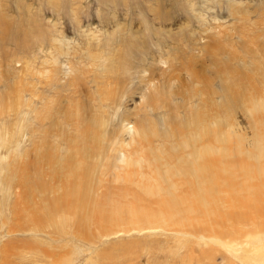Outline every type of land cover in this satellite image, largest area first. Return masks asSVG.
Returning a JSON list of instances; mask_svg holds the SVG:
<instances>
[{
	"label": "bare ground",
	"instance_id": "6f19581e",
	"mask_svg": "<svg viewBox=\"0 0 264 264\" xmlns=\"http://www.w3.org/2000/svg\"><path fill=\"white\" fill-rule=\"evenodd\" d=\"M189 7L193 12L194 4ZM229 7L231 15L236 16L241 24L248 18V8L243 0H229ZM214 18L219 21L217 17ZM226 28L220 23L215 33L220 38L213 39L214 42L205 45V49L199 53H209L214 62L223 58L221 47L229 45H225L226 42L233 43L232 40H224L230 34ZM241 31V44L244 37L253 38L249 37L251 31L240 30L239 33ZM261 37L258 36V44L255 43L258 39H251V44L260 50L263 48V64L259 67L249 64L247 68L253 67L250 71L253 76L245 74L241 77L253 79L251 90L248 91L251 96L242 100L240 96L244 89L240 82L234 83L230 75L219 76L217 86H214L218 75L235 69L232 65L236 60L244 68L248 65L246 56L232 49H229L227 58L229 63L217 65L212 75L192 67L193 75L188 80L190 85L185 83V77L176 79L177 74L172 78L164 73L166 82L146 91L153 94L149 102L144 103L147 105L144 110L146 116L141 118L138 111L133 112L138 118L137 129L129 135L132 141L128 143L121 138L119 129L110 127L108 110L103 109L102 103L91 102L96 95L88 94L85 105L77 103L75 113H70L67 105L74 96L62 91L65 97L51 94L62 78L68 87L72 85V79L79 78L80 70L76 66L61 69L56 65L58 58L55 56L31 66L35 73L29 83L32 88L24 85L25 88L17 92V97L12 102L6 101L4 105L13 106L20 103L21 99L22 105L27 106L29 99L24 97L25 92L30 90L34 102L35 131L32 135V161L18 160L13 163L17 155L24 156L28 155L25 151L29 152L20 147L18 149L27 127L24 114L12 138H7V133L0 127V229L8 223L4 220L8 219L5 216L9 206L5 204L6 192L10 188H19L21 199L29 204L18 206V210L14 207L18 221L14 225L15 221L9 220L12 223L7 233L24 235L31 232L35 234H31L30 240L39 235H44V239L39 242L22 241L19 249H1L0 260L13 264L14 253L19 258L17 264H214L218 253V250L215 253L214 245H217L237 252V255L241 250L238 260L241 259L243 263L264 264V163L260 162L264 158V116H256L264 114V40ZM56 43L57 40L52 43L51 54ZM243 45V53L250 57L251 46L246 42ZM190 57L194 59L200 56ZM56 72L62 74L59 79H56V75L59 76ZM155 78V75H151L148 80ZM179 96L188 105L192 104L187 107L185 115H178V110L184 105L173 106L168 102ZM112 97V93L108 92L104 100L109 101ZM219 97L223 99L219 100ZM4 101L2 99V103ZM240 106L247 108L252 119L255 116L259 119L253 123L256 128L252 140L253 150L243 147L241 135L229 120H221L219 114L215 117L212 113L217 109L234 113L235 107ZM162 109L171 115L168 119L170 130L155 134L153 130L161 129V125L152 121V113ZM164 110L160 114H165ZM163 117L161 115L154 120ZM177 124L182 126L178 127ZM154 137L163 143L171 141L172 144L166 150H146ZM230 142L237 144L220 151L221 143ZM114 143L121 145V149L130 145L129 155L135 151L144 155L146 151L149 152L145 157L149 155L148 167L154 173L153 177L140 180V192L135 190L131 198L127 197V191V194L117 195L101 191L96 178L112 168L117 169V163L109 162L112 167L106 161L112 155L111 151L116 153L120 149ZM3 148H6V154H2ZM8 157L12 162H6ZM232 157L239 158L232 162ZM132 159L123 161L126 171L124 180H137L133 176L139 165L143 166V160L146 161L141 157ZM151 229H160L163 233L172 231L175 234L158 240H150L145 236L131 240L130 237L127 243L120 240L121 246L117 244L113 249L91 248L98 238ZM245 244L251 245L250 253L246 252ZM118 249L120 254L113 253Z\"/></svg>",
	"mask_w": 264,
	"mask_h": 264
},
{
	"label": "rangeland",
	"instance_id": "374dc122",
	"mask_svg": "<svg viewBox=\"0 0 264 264\" xmlns=\"http://www.w3.org/2000/svg\"><path fill=\"white\" fill-rule=\"evenodd\" d=\"M243 2L247 5L249 15L246 20L241 21V24L238 22L240 20L229 12V0H209V2L206 0H0V20H2L0 22V127L3 128L4 133H7V138H12L18 130L19 121L23 117L21 116L22 114H24L25 124L27 125L24 130V136H21L18 149L19 147L21 150L27 149L29 152L24 151L28 155L24 154V156L21 155L19 157L17 155L13 163L18 160L32 161L34 148V142L32 141L34 137L32 135H34L35 131L34 102L32 101L30 90H27L25 92L26 97H24L29 99L27 106L22 105L21 99L20 103H16L13 106L4 107V105L6 101L12 102V99L14 100L17 97L19 89L25 88L23 87L24 85L28 86L27 88H32L29 84L35 76L32 67L36 66L41 60L45 61L49 56L50 58L52 56L58 58L56 65L61 69L73 65L80 70L79 78L72 79L70 87L65 86V79L62 78L59 81L60 84L57 81V85L60 86H54L51 94L57 97L58 95L65 97L67 93V95L74 96L67 105L70 108V113H75L77 103L85 105L84 101L88 94V96L96 95L97 97L91 102H100L103 109L108 110L107 114L112 125L110 127L119 129L121 138H124L125 143L132 141L129 135L133 133L134 129H137L138 118L133 115V112L138 111L141 118L146 116L144 110L147 105L144 103L146 101L149 102V97L153 95L146 91H150V87L162 86L167 78L163 76L164 73L172 78L178 75L176 79L185 77V83L190 85L188 80L193 75L192 67L199 72L204 71L206 74L212 75L217 65L224 66L229 63L227 58L229 49H232L234 52H239L243 57L246 56L245 59L248 65L244 68L236 60L232 65L236 70L229 69L226 73L218 75L214 81V86H217L219 76L230 75L233 78V82H240V86L244 89L241 91L240 98L243 100L247 96H251L248 91L251 90L253 79L247 80L245 77H241L245 74L253 76L250 72L253 67L248 69L249 64L257 65L258 67L263 64L261 62L263 60L261 56L263 48L260 50L259 47L251 44V39L256 41L258 36L261 37L263 35L261 38L264 40V0H243ZM192 4H194L193 12L189 7ZM214 17H217L219 21H215ZM218 22L227 26L228 28L226 29H229L230 34L224 40H232L233 43L226 42L225 45H229L221 47L224 52L222 54L223 58L214 62L209 53L199 52L205 49V45L214 42L216 38H220L219 35L216 36L215 34L219 30L220 23L218 24ZM242 25L245 26L243 27ZM246 26L247 29L245 28ZM240 30L249 31L248 33L251 31L249 37L253 38H243V42L249 43L251 46L250 57L243 53L242 47L244 45L240 41V36L242 35V31L239 33ZM55 40H57L55 44L57 46L51 54V47L54 46L52 43ZM60 42H65V44ZM259 42L258 39L255 43L258 44ZM191 55H199L200 57L192 59ZM253 58L255 59L254 62ZM61 72H56L59 73V76L56 75V79L61 77ZM151 75H155L156 80H148ZM234 78L236 79L234 80ZM186 88L190 90V86ZM56 89L59 91H56ZM76 90L79 93L76 94ZM61 91L66 94H62ZM33 92L35 93V88ZM108 92L112 93V99H108L112 104L104 100ZM180 97H173L168 102L173 106L184 105V108L178 110V115H185L187 114L185 112L188 110L187 107L192 104L189 103L188 105ZM215 98L216 100L218 99V94ZM2 99L5 100L4 103H2ZM222 99L220 98L219 100ZM118 104L120 105L118 106ZM121 105L122 107H120ZM166 109L159 110L155 114L152 113V118L154 119L164 115L161 120L152 119V121L161 125V129L153 130L155 134L170 130L168 119L171 115ZM22 110L24 111L23 113ZM163 110L165 114H160ZM233 112L217 109L212 113L215 117L219 114V119L221 120H229L230 124L235 126L238 134L241 135L243 147L253 150L252 140L254 130H256L253 123L259 121V119L255 118L256 116L263 117L264 114L256 115L253 118L254 121L246 107H235ZM127 116L129 119H127ZM177 126L181 127L182 124H177ZM171 144V141L163 143L158 137H154V141L145 149L152 148L157 152L160 148L166 150V147ZM236 144V142L221 143L219 149L221 151L223 148L234 147ZM114 145L118 146L117 148L121 147L117 143H114ZM124 147L120 148L116 153L111 151L112 157L110 156L106 160L108 163H117V169L112 168L96 178L100 183L101 191L104 190L113 195L128 193L127 197L131 198L133 196L131 194L135 190L140 192L138 182L146 177H153L154 173L148 167L149 161H147V158L149 155L145 157L149 152L146 151L144 155L135 151L130 152L132 155H129L130 145ZM1 152L6 154V148H3ZM139 157L146 159V161L142 159L143 166L139 165L140 171L139 169L136 170V175L139 176H133L137 180H124L123 175L126 171L123 169L125 164L123 161L132 158L139 159ZM9 158L6 159V162H12V160L9 161ZM237 158L239 157H232L230 160L235 162ZM263 161L264 158L260 160V162L264 163ZM111 163L109 164L113 167ZM126 191L127 193H125ZM6 193L5 204L9 206L5 216L8 219L4 220L8 221V223L3 229H0V250L5 248L19 249L22 241L35 242L38 240L39 242L42 238L44 239L42 237L44 235H39V237H34L30 240L29 238L35 234L31 232L24 235L18 232V234L7 233L10 223H12V221L9 223V220L15 221L13 222L14 225L18 221L17 217H15L18 206H25L29 202H24L21 199L22 195L21 197L19 195L21 189L19 188H10ZM137 232L118 233L108 238H98L95 246H91V248L93 249L97 246L102 250L106 247H112L113 249L117 244L121 246V241L125 243L130 241V239L140 238L141 236H145L150 240L153 238L158 240L175 234L172 231L163 233L160 229ZM170 242L173 241L171 240ZM214 247L216 249L215 253L218 250L214 264H250L248 261L243 263L241 259L238 260L241 250L238 253L239 257H237V252L228 251V249L220 248L217 245H214ZM245 250L250 253L251 245L245 244ZM116 251H113L116 255L121 253L120 249ZM13 254V264H17L19 258ZM251 254L253 253L251 252ZM1 255L2 253L0 252ZM253 263L255 264V262ZM0 264L8 263L0 260Z\"/></svg>",
	"mask_w": 264,
	"mask_h": 264
}]
</instances>
